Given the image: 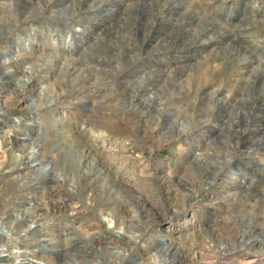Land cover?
I'll list each match as a JSON object with an SVG mask.
<instances>
[{"label": "rangeland", "instance_id": "obj_1", "mask_svg": "<svg viewBox=\"0 0 264 264\" xmlns=\"http://www.w3.org/2000/svg\"><path fill=\"white\" fill-rule=\"evenodd\" d=\"M116 1L0 0V221L35 206L0 245L22 264H264V0Z\"/></svg>", "mask_w": 264, "mask_h": 264}, {"label": "bare ground", "instance_id": "obj_2", "mask_svg": "<svg viewBox=\"0 0 264 264\" xmlns=\"http://www.w3.org/2000/svg\"><path fill=\"white\" fill-rule=\"evenodd\" d=\"M211 1V4L209 3ZM217 1L218 0H209V2L208 3H206V4H208V6H214V4L216 5V3H217ZM247 1H249V0H247ZM207 2V1H206ZM123 3V1L122 0H117L116 1V3L114 4L115 6H118L119 4H122ZM124 5V4H123ZM202 6V5H201ZM256 6V10H258L259 9V7H258V5H255ZM171 7V10L173 11V12H179V8H178V3H176V4H173V5H171L170 6ZM209 8V7H208ZM113 10V9H112ZM49 27V26H48ZM74 27V25H72L71 26V29ZM207 29V28H206ZM68 31V30H67ZM211 31V30H210ZM37 32H39L38 31V29H37ZM69 32V31H68ZM208 33H209V31H207ZM201 35V34H200ZM207 35V34H206ZM27 36V37H26ZM25 37H18L16 40H17V43L18 44H16L17 46H16V50H17V52L18 51H20V52H23V53H27V54H29L30 53V50L32 49V42L33 41H35L36 40V36L34 35V34H27ZM64 44H63V46H69V47H71L72 45H73V36L71 37V34H68V33H66V31H65V33H64ZM264 36V35H263ZM29 38H32V40L31 39H29ZM202 38V37H201ZM34 39V40H33ZM42 39L44 40H42L44 43H45V41L46 42H48L47 41V39L45 38V37H42ZM203 39V38H202ZM262 39V38H261ZM79 40V39H78ZM198 45H200V53H202V52H204L206 49H207V47L208 46H211V39L209 38V37H207V39L206 40H202V41H200V42H198L197 43ZM49 45H51V49H48V51L50 52V51H52V50H54L55 49V46H56V44L53 42L52 44L50 43V42H48V46ZM130 45V44H129ZM258 45H264V38L262 39V41L260 42V43H257V45L256 46H258ZM44 46V45H43ZM132 48V47H131ZM191 48V47H190ZM19 54V53H18ZM22 54V53H21ZM205 55V54H204ZM244 61V60H243ZM247 61V60H246ZM255 62V61H254ZM244 63H246V64H244ZM243 63V67L244 68H250L251 67V62H250V60H248L247 62H244ZM242 65V64H241ZM1 66V65H0ZM241 68V67H240ZM8 71V70H7ZM6 70H3V73H9V72H7ZM245 71V70H244ZM11 72V71H10ZM12 75V74H11ZM17 79H19L18 77H17ZM23 82H25L26 80L24 79V78H20ZM25 80V81H24ZM42 89V88H41ZM211 97V96H210ZM185 129V128H184ZM182 131H183V129H182ZM197 149V148H196ZM10 155H13V154H11V152H10ZM35 160V159H34ZM14 161L16 162V164H18V165H14L13 167H12V169L13 168H15L17 171H23L24 169H26V165H25V160H24V157H22L21 155H17V156H14ZM28 165V164H27ZM101 168V167H100ZM108 168V167H107ZM114 173V172H113ZM116 174V173H115ZM147 175V174H146ZM99 176V175H98ZM96 177V176H95ZM137 186V185H136ZM121 202V201H120ZM35 208V206H33V205H31L30 207H27V208H20V206H12V208H11V211H10V213L7 215V217H6V219H8V220H10V221H8V220H5V221H3L2 222V220L0 221V225L1 224H4V225H11L10 223L11 222H14L15 223V225H20V223H21V219L23 218V217H26L27 219H28V217L30 216V214L32 213V210ZM17 211V212H16ZM18 211H19V213H18ZM27 213V214H26ZM28 214H29V216H28ZM32 215V214H31ZM100 215H101V218L105 221V228L106 229H108V230H110L113 234H115V235H117V236H120V233L121 232H123V228H121V227H117L116 226V220H115V217H114V215L113 214H109V213H105V214H103V213H100ZM28 216V217H27ZM9 218H11V219H9ZM30 220H32V219H30ZM27 221V220H26ZM34 223V221L32 220L31 221V224H33ZM39 225V224H38ZM12 226V225H11ZM17 227V226H16ZM26 227V226H25ZM27 228L29 229H27V231L26 232H24L23 233V235H22V237L23 238H25V237H27V234L29 233V231H30V229L31 228H33V226L32 225H27ZM5 230V229H4ZM15 230V229H14ZM46 231V230H45ZM2 232H5V231H2ZM74 232V231H73ZM21 233V232H20ZM68 233V232H67ZM5 234L7 235V242H6V244H1L0 245V247H3V249H0V257H2V256H4V255H7L8 257H12V258H14V257H24V256H22V254L21 253H23V252H26V250H25V248L22 250L21 249V247H19V245L17 246L16 245V242L18 241H13V242H10V241H12V233L11 232H5ZM64 235V234H63ZM5 236V235H4ZM45 237H43V234H37V237H36V239H34V240H36L35 242H36V244L38 245V243L40 242V240H42V244H44L45 246H46V243H45V239H44ZM3 239V238H2ZM13 239H15V238H13ZM19 239V238H18ZM26 239V238H25ZM27 239H28V237H27ZM63 239H65V238H63ZM29 240V239H28ZM31 240H33V239H31ZM66 240V239H65ZM67 241V240H66ZM68 241H70V240H68ZM78 241V240H77ZM8 242H10L9 243V246H8ZM77 243V242H76ZM69 245V244H68ZM25 246V245H24ZM42 246V245H41ZM53 247V246H52ZM49 248V247H48ZM28 249V248H27ZM51 249V248H50ZM28 252V251H27ZM27 252L26 253H24V254H26L27 255ZM16 253H20V254H16ZM31 253V252H30ZM33 253H35L34 251L32 252V254L31 255H29L31 258H29V261H31V262H33L34 264H41L40 263V261L38 260V259H36V256L33 254ZM17 255V256H16ZM111 255H113V254H111ZM108 256V255H107ZM116 256V255H115ZM104 257V256H103ZM105 257H106V255H105ZM109 259H112V258H109ZM90 262V261H89ZM115 262V261H114ZM23 262L22 261H18V258L13 262V264H22ZM1 264V263H0ZM85 264V263H84ZM102 264V263H101Z\"/></svg>", "mask_w": 264, "mask_h": 264}]
</instances>
